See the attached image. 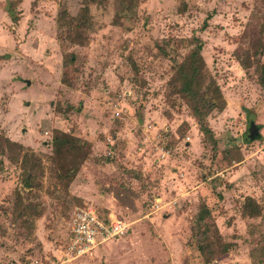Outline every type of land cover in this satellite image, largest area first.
Listing matches in <instances>:
<instances>
[{
  "label": "rangeland",
  "instance_id": "obj_1",
  "mask_svg": "<svg viewBox=\"0 0 264 264\" xmlns=\"http://www.w3.org/2000/svg\"><path fill=\"white\" fill-rule=\"evenodd\" d=\"M84 5L83 33L59 24L60 13L74 18ZM193 37L205 70L183 92L177 67ZM258 64L264 0H0V136L43 166L39 186L25 188L19 162L0 155V264H204L192 231L201 203L230 244L210 264H264ZM208 77L221 97L198 111L215 145L188 102ZM251 123L260 127L253 141ZM54 150L70 170L66 188L48 171ZM247 197L260 217L243 215ZM28 204L42 215L26 216ZM84 205L129 230L69 258L71 211Z\"/></svg>",
  "mask_w": 264,
  "mask_h": 264
},
{
  "label": "trees",
  "instance_id": "obj_2",
  "mask_svg": "<svg viewBox=\"0 0 264 264\" xmlns=\"http://www.w3.org/2000/svg\"><path fill=\"white\" fill-rule=\"evenodd\" d=\"M60 14L59 24L68 29V32H71V30H73V26H75L76 30L83 33L84 27L89 26L90 16L87 5H84L80 9L77 17H67L68 14L66 12H62ZM191 41L193 42V48L185 57L184 61L177 67V73L183 81V87L181 88V91L183 92L188 89L190 90L192 83L195 81V77L202 74L201 72L205 70V64L201 56L202 42L196 37H193ZM262 49L263 48L257 49L256 47L255 52H260ZM248 59L249 57L240 60V65L244 70H247L250 65L248 63ZM70 60L72 61V57ZM256 69L258 70V82L259 84L264 85V64H258ZM205 76L207 77V74ZM220 97L221 92L219 87L213 78L208 77L207 81L205 80L197 91H193L189 94L188 100L193 115L198 121L199 129L213 142V145H215L213 141V133L210 130L207 121L205 119H201L198 108L199 106L212 107L216 104V101ZM76 110L79 111L80 108H77ZM77 144L81 146L87 145L80 139H77ZM6 152H8L7 154H11V156H13L9 157L11 161L15 163L19 162L22 181L25 188L39 186V182L35 181V179L43 173V166L40 157L32 151L26 150L22 145L10 141L7 137L2 140V137L0 136V155H4ZM15 155H18V157H15ZM49 163L48 171L50 176L54 178L58 184L66 188V182L68 180L70 170L66 169L58 162L55 150L52 151V154L49 157ZM242 212L244 216L249 218H257L261 216V209L259 205L250 197H247L244 200ZM98 213L101 215L103 214L100 211H98ZM28 214H34V216L37 217L42 215L41 211L39 212L36 210L35 205L30 204L26 205L25 215L27 216ZM210 216L211 213L208 207L201 203L192 227L193 238L198 243L197 250L203 259L204 264H210L217 256L224 255L230 250V244L223 243L221 241L217 229H215L214 225L209 222ZM211 226H213V228ZM257 253L264 257V245L261 249H258ZM254 264H261V262L254 261Z\"/></svg>",
  "mask_w": 264,
  "mask_h": 264
},
{
  "label": "built area",
  "instance_id": "obj_3",
  "mask_svg": "<svg viewBox=\"0 0 264 264\" xmlns=\"http://www.w3.org/2000/svg\"><path fill=\"white\" fill-rule=\"evenodd\" d=\"M128 230L129 225L113 213L101 215L93 206H76L70 215L64 255L69 258L85 256L97 246L124 237Z\"/></svg>",
  "mask_w": 264,
  "mask_h": 264
},
{
  "label": "water",
  "instance_id": "obj_4",
  "mask_svg": "<svg viewBox=\"0 0 264 264\" xmlns=\"http://www.w3.org/2000/svg\"><path fill=\"white\" fill-rule=\"evenodd\" d=\"M260 127L258 125H255L254 123H251L249 130L247 131V140L253 141L260 138L259 133Z\"/></svg>",
  "mask_w": 264,
  "mask_h": 264
},
{
  "label": "flooded vegetation",
  "instance_id": "obj_5",
  "mask_svg": "<svg viewBox=\"0 0 264 264\" xmlns=\"http://www.w3.org/2000/svg\"><path fill=\"white\" fill-rule=\"evenodd\" d=\"M250 127V126H249Z\"/></svg>",
  "mask_w": 264,
  "mask_h": 264
}]
</instances>
